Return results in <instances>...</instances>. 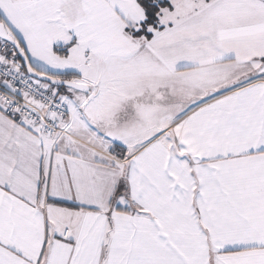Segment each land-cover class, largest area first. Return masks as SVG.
<instances>
[{
	"label": "snow or ice",
	"instance_id": "obj_1",
	"mask_svg": "<svg viewBox=\"0 0 264 264\" xmlns=\"http://www.w3.org/2000/svg\"><path fill=\"white\" fill-rule=\"evenodd\" d=\"M0 264H264V0H0Z\"/></svg>",
	"mask_w": 264,
	"mask_h": 264
}]
</instances>
